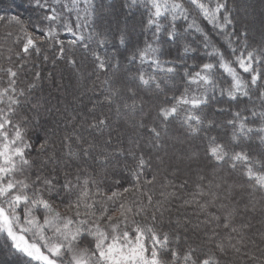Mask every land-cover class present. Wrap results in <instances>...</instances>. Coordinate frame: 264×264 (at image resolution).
<instances>
[{
  "label": "snow or ice",
  "instance_id": "6c2138e0",
  "mask_svg": "<svg viewBox=\"0 0 264 264\" xmlns=\"http://www.w3.org/2000/svg\"><path fill=\"white\" fill-rule=\"evenodd\" d=\"M54 2L58 4L59 0ZM186 3L192 6L203 20L226 35L231 57L209 42L207 34L199 28L195 20L188 24V30L194 29L203 35L205 55L209 60L198 66L184 68V90L179 95L166 97L161 102L155 118L159 123L154 122L151 126L140 123L139 126L145 128L149 136V146L156 149L161 147L162 132L174 120H179L181 126L190 134L202 131L205 126L203 110L209 101L215 98L217 91L221 96L226 95L229 101H238L241 98L251 100L255 90L259 92L258 100L264 106V50L250 48L247 43L249 32L255 27L256 21L234 18L235 9L229 8V0H186ZM186 3L185 0H131L133 6L142 5L148 14L147 29H155L153 41H145L144 47L130 49L131 55L127 58L129 63L138 62L140 65L130 81L124 85L132 97H135L136 89L131 84L136 80L140 85L148 88L154 85L156 90L162 91L161 85L178 74L177 61L161 59L162 52L158 45L163 32H167L169 41L179 38L174 22L181 18L188 21L192 16ZM37 6L48 11L44 17L48 22L46 29L37 30L43 31L45 40L60 45L61 56H64L66 49L63 42L57 38L60 28L74 37L69 42L71 45L80 43L92 51L96 69L107 71L110 67L119 68L118 60L116 64L111 63L115 56H102L91 46L95 44L97 48H103L113 42L114 46L128 48L130 33L127 29H117V36L110 29L104 28L103 24L99 23L104 16L98 12L95 0H66L61 5L62 10L47 3L40 4L39 0ZM65 13L69 14L67 18ZM73 13L74 25L71 22ZM169 18L173 22L172 26L165 28L161 21ZM16 22L21 24L23 33L21 52L28 54L31 49H35L39 53L36 40L19 20ZM237 25L241 27L237 29ZM229 26L233 28L231 33L226 32ZM260 32L264 36V19L260 21ZM232 37L236 38L235 44ZM191 51L193 49L184 45V54ZM68 62L75 64V60L71 58H68ZM192 67H196V70L191 71ZM146 68L150 71H146ZM0 72L7 76L6 85L0 87V236L11 241L10 248L14 254L27 258L25 264H220V256L217 253L224 254L226 245L223 241L215 239L218 235L215 230L206 240L208 245L214 247H208L199 254L197 249L191 247L181 252L178 250L179 235L175 236L177 244L173 247L172 235L158 227L155 213L149 221L142 204L124 199L125 193L135 191L147 197L149 204L152 203L153 194L145 188L154 182L155 177L141 183L144 169L148 166L143 153L139 157L133 151L129 153L137 161L131 169V186L125 187L123 192L113 191L111 195H106L87 167L78 166L74 180L70 178V170L64 171L63 182L55 168L51 172L45 170L47 164L58 163L59 158L55 149L51 153L48 152L49 130L44 129L43 137H36L40 140L37 152L47 153V156L43 165L33 173L35 161L30 157V152L36 145L28 135L29 120L26 117L17 119V109L25 91L18 90V72L12 67L0 68ZM242 73L247 74V78ZM36 75L39 78V73ZM121 91L119 86L110 87L108 95L105 96L109 104L117 103V111L120 110L118 98L123 99ZM123 107L126 111L134 113L137 102L133 99L129 105L125 101ZM217 111L223 109L218 108ZM248 111L250 117L243 116L240 110H236L233 112V118L227 121L232 127L230 141L222 142L215 136L205 138L204 156L209 162L214 161L221 166L227 164L231 169L239 170L254 190H264V160L253 158L247 150L239 147L241 138L250 139L252 135H256L261 143H264V110L257 111L254 105ZM73 119L75 120V117ZM256 121H259V124ZM85 124L88 129L107 127L103 119H94L90 124L85 121ZM208 124L211 126L212 122L209 121ZM73 143L78 146L76 151H73ZM61 145L78 165L86 163L95 147L92 141L75 129L62 138ZM237 148L239 150H236ZM188 158L199 160L200 154L193 152ZM211 187L210 183L206 191L202 185L197 184L192 199L186 200L185 204H196L201 212H206L210 206H216L218 197L211 191ZM215 187L219 188L220 185L216 184ZM161 195L168 200L175 197L176 193L162 192ZM209 195L210 200L200 202V198ZM65 197L69 199V203L66 212L61 213L54 206V201L59 199L63 203ZM117 200H121L119 216L113 217L108 214L107 205L108 202ZM224 207L223 204L220 205V208ZM233 211L225 213L222 226L231 232H237L238 229L232 225ZM41 212L42 216L39 215ZM140 217L143 219H139ZM213 222L215 228L221 227L220 217L214 214H208L203 223ZM179 226L178 223L177 227ZM85 237H91V241L89 246L82 248L80 244ZM228 239L230 241L231 237ZM228 246L235 248L237 252L240 250L234 244Z\"/></svg>",
  "mask_w": 264,
  "mask_h": 264
},
{
  "label": "trees",
  "instance_id": "16d2710c",
  "mask_svg": "<svg viewBox=\"0 0 264 264\" xmlns=\"http://www.w3.org/2000/svg\"><path fill=\"white\" fill-rule=\"evenodd\" d=\"M39 2L62 10L61 5L66 0H59L58 4L54 0ZM95 6L104 16V19L99 21L104 28L110 29L117 36V29L130 31L128 48L114 46L113 42L103 48H97L95 44L91 46L102 56H115L111 63L116 64L118 60V69H96L92 51L80 43L71 45L69 42L74 37L62 28L58 29L57 38L63 42L66 52L61 56L60 45L45 40L43 31L37 30L46 29L48 24L44 19L48 11L44 7H38L37 0H0V68L12 67L17 71V88L25 91L17 109V119L26 117L29 120L28 135L36 145L30 152V157L35 161L32 172L35 173L43 165L47 156V153L37 152L40 140L36 137H43L44 129L49 130L48 152L51 153L55 149L59 158L58 163L47 164L45 170L51 172L55 168L63 182L64 171L70 170V178L74 180L77 167H87L106 195H111L113 191L123 192L125 187L131 186V169L137 161L129 153L133 151L137 157L143 153L148 166L144 169L141 183L155 177L154 182L145 188L153 194L152 203L149 204L147 197L135 191L125 193L124 199L142 204L149 221L155 213L158 227L172 235L173 247L177 244L175 236L179 235L178 250L183 252L191 247L197 249L199 254L208 247H214L208 245L206 240L215 230L218 233L215 239L223 241L226 245L224 254L217 253L220 256V264H264V190H254L239 170H233L227 164L221 166L214 161L209 162L204 156L207 136H215L222 142L230 141L232 127L227 121L233 118L234 111L240 110L243 116L250 117L248 110L254 105L257 111L264 110L258 100L259 92L254 90L251 100L241 98L238 101H229L226 95L221 96L217 91L215 98L211 99L203 110L205 126L202 131L190 134L181 126L179 120H174L162 132L161 147L158 149L149 146L147 131L139 126L141 122L146 126H151L154 122L159 123L155 118L161 102L166 97L179 95L184 90V68L198 66L209 60L205 55L203 35L194 29L188 30V24L195 20L199 28L207 34L209 42L231 57L226 35L203 20L197 11L186 3L192 16L188 21L181 18L174 22L179 38L169 41L167 32H163L158 45L162 52L161 59L177 61L178 74L161 85L162 91L156 90L154 85L151 88L140 85L136 80L131 84L136 89V95L132 97L124 85L130 81L140 65L138 62L129 63L127 58L131 55L130 49L144 47L145 41H153L155 29H147L148 14L142 5L133 6L131 0H95ZM229 8L235 9L233 16L236 19L251 18L250 20L256 21L255 27L249 32L247 43L250 48L264 50V36L260 32V21L264 19V0H229ZM68 15L65 13L66 18ZM72 16L71 22L74 25V13ZM16 20H19L36 40L39 53L35 49H31L28 54L21 52L23 33L21 24ZM172 23L170 18L161 21L165 28H171ZM240 27L241 25H237V29ZM232 31L231 26L226 29L228 33ZM232 39L235 44L236 38ZM184 45H188L193 51L184 54ZM68 58L74 59L75 64H70ZM145 70L150 71L147 68ZM195 70L196 67L191 68V71ZM242 75L247 78V74ZM6 82L7 76L0 72V87L5 86ZM30 85L34 87L30 88ZM117 86L121 87L123 97L118 98L119 111L117 103L109 104L105 100L108 89ZM133 99L137 102L134 113L126 111L123 107L125 101L130 105ZM218 108L223 111H217ZM94 119L105 120L107 127L88 129L85 121L90 124ZM209 121L212 122L211 126ZM256 123L259 124V121ZM73 129L95 144L91 157L87 158L86 163L79 165L61 145L62 138L71 134ZM77 147L73 143V151H76ZM239 147L247 150L253 158L264 160V143H261L256 135H252L250 139L241 138ZM193 152H199V160L188 158ZM210 183L211 191L218 197L216 206H210L206 212H201L196 204H185L186 200L192 199L197 184L208 191ZM216 184L220 187H215ZM162 192H175L176 196L165 200ZM74 198L73 196L72 199ZM210 199L209 195L200 198V202L204 203ZM68 203L69 199L65 197L63 203L59 199L55 200L54 206L57 211L64 213ZM120 203L121 200L108 202V214L118 217ZM221 204L225 207L220 208ZM229 211H233L232 225L238 229L237 232H231L222 226L224 215ZM208 214L220 217V228H215V222L203 223ZM39 215L42 216L43 213ZM90 241L91 237H85L80 247L89 246ZM229 244H234L240 249L239 252L228 246ZM10 245V240L0 236V264H25L27 258L14 254Z\"/></svg>",
  "mask_w": 264,
  "mask_h": 264
},
{
  "label": "rangeland",
  "instance_id": "374dc122",
  "mask_svg": "<svg viewBox=\"0 0 264 264\" xmlns=\"http://www.w3.org/2000/svg\"><path fill=\"white\" fill-rule=\"evenodd\" d=\"M260 1H263V0H260ZM263 9V12L262 13H264V8H262ZM242 11H241V9H240V13H241ZM260 13V12H259ZM261 14V13H260ZM248 18V17H247ZM249 20L251 19V18H248ZM130 32V31H129ZM43 250V249H42Z\"/></svg>",
  "mask_w": 264,
  "mask_h": 264
}]
</instances>
